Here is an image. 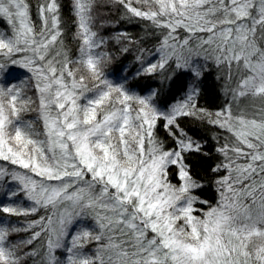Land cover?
Instances as JSON below:
<instances>
[{
  "label": "snow or ice",
  "instance_id": "1",
  "mask_svg": "<svg viewBox=\"0 0 264 264\" xmlns=\"http://www.w3.org/2000/svg\"><path fill=\"white\" fill-rule=\"evenodd\" d=\"M111 3L160 35L137 75L172 68L193 82L163 109L157 89L140 95L107 79L95 0H72L75 58L57 0L38 5L39 29L27 0H0L10 26L0 32V194L9 201L0 203V264H264V0ZM209 65L225 81L215 112L197 103ZM16 68L27 85L14 82ZM185 117L224 134L214 137L215 203L197 194L204 181L186 155L208 153L181 127Z\"/></svg>",
  "mask_w": 264,
  "mask_h": 264
},
{
  "label": "trees",
  "instance_id": "2",
  "mask_svg": "<svg viewBox=\"0 0 264 264\" xmlns=\"http://www.w3.org/2000/svg\"><path fill=\"white\" fill-rule=\"evenodd\" d=\"M30 5V16L31 21L36 25L37 29L40 27V18L38 15V5L44 0H27ZM60 4V17H61V28L63 29V40L65 46L71 51L73 58L77 55V49L79 47V41L75 39L74 33L76 27L74 23V16L72 12V0H57ZM110 12L108 18H106V25L99 30V35L102 36L106 43L104 47L108 49V53L112 61L116 56H120V60L130 64L129 56H124L129 51L134 52H147L149 55L148 61L151 59L152 54L155 52L156 47L160 39V35L150 25V22L142 20L136 17H130L125 15L124 9L118 5H112L107 8ZM106 27V28H105ZM105 29V30H104ZM0 32H8L10 34V26L5 20H0ZM121 39V43L115 44L117 40ZM131 40V43L129 42ZM119 42V41H118ZM128 48V51H122V49ZM124 52V53H122ZM129 54V53H128ZM154 62V61H153ZM104 67V71L106 65ZM119 67V66H118ZM174 67V66H173ZM123 69V66L120 65ZM120 68H118L120 70ZM142 70L141 67L132 64V72L135 76H132L129 81L133 83L136 79L142 81L143 84L139 89H134L138 94L146 95L149 90L157 89L160 93L157 103H162V108H167L170 104H174L178 100L182 99L187 87L183 91V78L178 77L179 75L187 76L193 79L191 74L188 72L173 71L172 68L167 69L165 72H157L151 75H145L141 73L137 75V70ZM139 72V71H138ZM176 76V77H175ZM27 85V84H26ZM130 85V84H129ZM162 85V88L159 86ZM183 85V87H182ZM27 95L35 98L34 92L31 90L30 85L27 86ZM30 87V88H29ZM127 87V86H126ZM129 87V86H128ZM181 87V88H180ZM199 89L198 106L208 111L215 112L224 105L225 95L224 87L225 81L221 78V73L216 69L215 66L209 65L207 70L204 72L202 78L197 84ZM132 88L131 86L129 87ZM133 91V89H131ZM136 93V94H137ZM159 100V101H158ZM249 104L251 103L248 100ZM27 120H34L36 118L35 113H28L24 116ZM181 127L195 140L203 143V152H207L208 155L203 153H189L186 155V161L191 165V170L194 175L201 178L204 181V187L198 190V195L203 198L215 203L216 191L213 185L214 174L211 172V168L218 162V154L215 152L216 141L214 137L221 135L220 129L213 127L205 121L197 120L191 117L181 118ZM158 136L164 141L166 146H174V142L165 133L163 126L161 125L158 129ZM2 163V162H0ZM175 169H172L170 178L172 181L175 179ZM2 198V194H0ZM30 205V202H28ZM32 217H28L31 219ZM23 217H11L10 220L13 222L22 221ZM23 235V234H21ZM18 237H13L17 239ZM39 244V242H37ZM96 248L95 242L89 243L85 246L83 251L89 255L94 254ZM63 250H58L56 255L63 260ZM28 264H32V260L28 261Z\"/></svg>",
  "mask_w": 264,
  "mask_h": 264
},
{
  "label": "rangeland",
  "instance_id": "3",
  "mask_svg": "<svg viewBox=\"0 0 264 264\" xmlns=\"http://www.w3.org/2000/svg\"><path fill=\"white\" fill-rule=\"evenodd\" d=\"M110 6H112L111 0H95V7H94V10H93V17L95 18V24H94V27H93L94 31H97L98 33H100L99 30L102 27L104 28V26L106 25V20H107L106 18H108L107 16H108V14L110 12L107 8H109ZM119 43H121V39H119V40H117L115 42L116 45L119 44ZM103 50L108 52V49H106V47H104ZM122 53H124V52H122ZM128 53L125 54L124 56H129V58H130V64L129 65L127 63L123 62V61H117V60H120V56L118 55L112 61H109L107 63L106 68H105V75H106L107 79H109L113 83H117V84L122 83V84L125 85V87L127 86L126 88H128L131 91V89H133V88H131V89L129 88L132 85V83H130L131 81H129V79L132 76H135L134 72L130 76V73L132 72V67H131L132 64L133 65L137 64V66L142 68V67L146 66V64L149 61H154V60H153V56H151V59L148 61L149 55H148L147 52H143L142 53V52H134V50H131ZM138 56H142V60H138L137 59ZM120 65L123 66V69L120 68ZM130 67H131V69H130ZM118 68H120V70ZM13 70L15 71L16 76L18 77V80L14 81V82L19 83L20 81H24L25 84H27L28 77L30 76V74H28L26 72V70H24V69L16 68V69H13ZM138 71L141 72L140 69L137 70V73H138ZM138 83L139 84H137V85H140V84L142 85L143 84L142 81H140ZM132 92L137 93L134 89H133ZM139 94H140V92H139ZM157 104L162 108V103H157ZM170 105H172V104H170ZM247 105H249L248 100H245V101L242 102V106H247ZM223 135L224 134L222 133V136ZM175 179H176V177H175ZM173 182L175 183L177 181L173 180ZM14 186L15 185H13V187ZM2 198H4V200H5V201H3V203H9V201L5 197H3V195H2ZM87 223H88L89 227H92L91 222H87ZM65 255L66 254H64V256Z\"/></svg>",
  "mask_w": 264,
  "mask_h": 264
},
{
  "label": "bare ground",
  "instance_id": "4",
  "mask_svg": "<svg viewBox=\"0 0 264 264\" xmlns=\"http://www.w3.org/2000/svg\"><path fill=\"white\" fill-rule=\"evenodd\" d=\"M128 64V63H127ZM129 65V64H128ZM132 67V66H131ZM131 67H130V69H131ZM176 77V76H175ZM178 77H182L183 78V85H184V88L183 89H179L180 91H183L184 89H185V87H188V85L190 84V83H192L193 82V79H190V78H188L187 76H184V75H179ZM138 82H140L138 79H136L133 83H132V85H131V87L133 88V89H139L140 87H141V84L140 85H137V84H139ZM183 85H182V87H183ZM161 88H162V85H159ZM181 88V87H180ZM15 187V186H14ZM3 201H5L4 200V198H1L0 197V203H3ZM17 203H19L20 205H22L23 207H29L30 205H29V203L27 202V201H25V200H23V198H20L18 201H17ZM11 217H6V219H10Z\"/></svg>",
  "mask_w": 264,
  "mask_h": 264
}]
</instances>
